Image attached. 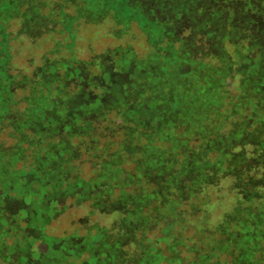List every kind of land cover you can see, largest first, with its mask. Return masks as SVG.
<instances>
[{
    "label": "trees",
    "instance_id": "trees-1",
    "mask_svg": "<svg viewBox=\"0 0 264 264\" xmlns=\"http://www.w3.org/2000/svg\"><path fill=\"white\" fill-rule=\"evenodd\" d=\"M25 1L0 0V215L9 211L13 220H25L27 232L26 245L16 237L10 244L13 235L0 222V264L13 263L10 254L17 245L31 263L61 250L65 238L50 245L42 237L38 241L32 224L40 214L48 222L55 219L50 208L58 197L75 192L81 199L99 189L117 193L124 204L112 211L118 215L114 224L119 223L115 242L94 252L95 257L104 252L103 264H116L103 249L121 248L124 233L134 239L127 253L132 264H264V142L247 149L256 146L254 122L264 123V46L254 63L252 44L242 45L245 20L237 26L234 16L221 22L217 7L192 9L193 0H44L51 11L46 20L73 7L79 14L71 26L88 16L99 18L91 20L95 23L109 16L127 29L136 22L151 50L142 56L128 51L125 69L106 52L108 64L94 74L86 73L85 63L79 73L69 68L63 75L57 64H43L31 81L18 86L11 72L18 66L11 60L21 44L12 45L18 34L10 28L31 13ZM198 35L217 41L203 51ZM210 52L213 61L206 62ZM239 74L244 77L236 88ZM251 74L263 84L251 82ZM77 76L82 90L71 93ZM91 77L101 93H85ZM245 113L244 121L235 119ZM55 127L68 131L67 142L40 138ZM75 139L88 147L73 160ZM8 141L13 149H5ZM38 152L41 160L35 162L31 156ZM243 161L253 165L238 175ZM71 173L75 177L68 183ZM61 185H66L62 195L48 190ZM98 209L108 213L104 205ZM215 209L220 210L216 219ZM132 230L138 237H131Z\"/></svg>",
    "mask_w": 264,
    "mask_h": 264
},
{
    "label": "rangeland",
    "instance_id": "rangeland-1",
    "mask_svg": "<svg viewBox=\"0 0 264 264\" xmlns=\"http://www.w3.org/2000/svg\"><path fill=\"white\" fill-rule=\"evenodd\" d=\"M32 1L33 0L25 1L26 4L28 2L31 13L25 18L18 17L17 20L13 21V24H16L11 25L12 27L10 28L12 31H14L15 35L18 34L16 40L14 39L12 41V45L16 46L21 44L20 49H18L14 58L11 60V63H16L18 66V68L12 69L11 71L12 74L16 76L14 83H16L18 86H23L26 82L31 81L30 77H32V75L37 72L38 67L42 66L43 64H57L56 66H58L60 74L63 75L69 68H75L76 72L79 73L78 68L83 67V63H85L86 73L94 74L98 73L101 65L108 64V61L105 60L104 56L106 52H110V56L114 60L117 68L119 67L125 69L128 66L127 64L130 55L128 51L142 56V54H146L149 50H151V42L149 37L141 32L136 22L132 23V28L127 29L123 24L116 23L112 18H109V16L105 18L104 21L99 23L91 22V20L99 21V18L96 20V18L93 16H88L87 18L89 19H81V21H76L71 26L70 24L74 19V16L79 14L78 13L74 15L75 9L73 7H70L68 10L66 9L63 12L60 11L56 16L46 20L44 17L49 12H51L49 11L50 8L45 7L44 0ZM191 6L192 9L201 6V9L203 10L204 8H209L212 10L213 8L217 7L218 11L220 12L218 15V20L221 22L223 20L229 21L234 16L237 20V23L235 24L236 26L245 20L246 23L243 27V31L245 30V39L242 41V45L248 46L252 44L251 51L255 56L254 63L259 62L260 57L257 56L258 48L260 46H264V0H193ZM226 6L230 7L227 9ZM39 7H44L43 9H40L41 12L38 10ZM51 7L53 8V6ZM24 8L25 7H23L22 11ZM62 13H66L67 16L63 15ZM22 21L25 22L24 25H22ZM218 24L219 22L208 23L209 28H211V25L216 27ZM187 31L185 30L184 33L187 34ZM49 33L50 35H47ZM15 35H11V37H14ZM71 37H76V39L72 41ZM196 38L198 40L197 45L200 44L199 40L202 39V41H204L203 43L206 47L203 51H207L213 46V43L217 41L215 36L212 42L211 40H206L205 35H198ZM36 40L38 42L37 44ZM165 42L164 45L167 46ZM231 45L234 44L232 43ZM176 47H179V43L176 45ZM167 53H169V51ZM210 53L211 54L208 56L209 58L206 59V62L213 61L212 52ZM201 55L202 54L200 52L196 54L197 58H200ZM256 67L259 68V64H256ZM85 68L83 67V69ZM251 72H253V70ZM260 74H262L260 78H263V72ZM243 77V75L239 74L237 79L234 80L237 82L236 88L239 87V82ZM248 77L251 82H257V80L259 81L258 74H251ZM90 79L93 83H90L89 85L86 84V86L83 88L85 93H101L102 89L98 87V84H96L97 81H95L92 77ZM228 81L231 82V79H228ZM82 82L83 81H80L78 76L75 77L70 84V92L73 93L76 90H82ZM257 83L259 86L260 84H263L262 80ZM249 87L252 88V86H244V90L248 91ZM255 88L257 89L258 87ZM249 111L250 109L247 112ZM263 112L264 111H260V114ZM246 115L247 113L243 114L242 117L237 115L235 119L239 122H242L245 120ZM253 128L258 130L256 135L257 139L255 140L256 146L254 144L248 145V152L251 150L253 151V149L255 150L257 146L259 147V142H264V123L262 124L259 121L254 122ZM47 130L48 133L43 132L40 135L41 139L52 136L53 138L57 139V143H62L67 142L70 136L67 130L59 133L58 127H55L54 129L48 128ZM227 130L228 129H226V131ZM80 131H83V129L79 128L78 132ZM74 141L75 143H78L77 139ZM13 143V141H8L6 144H4L5 149H13V146H11ZM87 147L88 142L84 144L78 143L76 148H73V151L76 153L72 159L76 160V156H79L78 152H81L80 149ZM261 152H263V150H261ZM41 155L42 154L39 152L36 154L33 153L31 159L33 158L35 162L40 161L41 159L39 157H41ZM259 156L260 154L257 158H259ZM255 161L256 160L253 162ZM22 162L23 161H19L16 163L19 168L23 165ZM251 164L252 163H246V161H243L241 165H239V169L241 171L239 170L237 174H242V172L248 168V165ZM261 172L263 173L264 171ZM88 173H90V171ZM253 173L254 171H251V174ZM70 175L71 176L69 177L68 183H70L71 177L72 179L75 177V173H71ZM89 176H91V173L86 175L85 178L88 179ZM243 180L244 183L247 182L244 173ZM59 186L54 188L50 187L48 190L53 194V196L62 195L61 191L65 190L66 185L64 187L61 185L60 189ZM227 194L225 195V201H223L224 203H226V198L230 196L229 192H227ZM70 195V197H58L57 201L53 202L50 211H54V214L56 215L55 219L48 222V220L40 214V216L36 218V222L34 221L32 224L33 227L39 230L35 236V238L37 237L36 239L38 241L41 239V237L49 245L55 239L57 240L65 238V241H67V243H64L65 248L63 247L59 251H49L46 257L41 258L38 263L33 261L31 263L28 260L29 254L27 252H23V254L18 251L21 244L24 246L27 243V239L25 238V235L27 234L25 231L26 221H22L19 218L13 220L9 211L1 212V224L5 223L6 227H4V229L13 235V239H10L9 243L15 244L17 242L16 238L18 242H20V245H17V248H14L10 254L13 261L12 264H86L87 261H91L92 264H103L105 257L104 252H100L97 257L94 256V252L95 250H99L102 245L104 246V244L113 245L115 242V235L118 233L116 227L119 225V223L114 224L115 219L117 220L118 218V215L112 214V211L119 207L122 208L124 204H121L117 198V193L116 195L112 196L109 193H105L104 189H99L94 193H91V191L88 190L81 199L76 197L75 192L71 193ZM213 197L215 198V194H213ZM100 205H104L106 208H108L107 214H102L100 212L98 209ZM22 214H24L26 217L28 212L25 211ZM219 214L220 210L215 209L213 211V218L216 219ZM100 231H103V236L97 237ZM192 231L193 230H190V232ZM133 232L135 231L132 230V233ZM136 234L138 237L139 233L137 232L133 233L131 237H133V235L136 236ZM121 235L125 236L122 240L123 245L121 248H114V250L104 248L103 251H111L112 257L116 264H132L129 262L130 260H127L131 258L127 253L130 252L131 245L129 241L134 239H130V236L127 234L125 235V233ZM131 252H133V250ZM139 259H141V257L136 253L134 255V261L137 262Z\"/></svg>",
    "mask_w": 264,
    "mask_h": 264
}]
</instances>
